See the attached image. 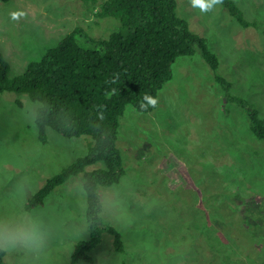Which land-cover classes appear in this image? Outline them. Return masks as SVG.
I'll list each match as a JSON object with an SVG mask.
<instances>
[{"label":"rangeland","instance_id":"374dc122","mask_svg":"<svg viewBox=\"0 0 264 264\" xmlns=\"http://www.w3.org/2000/svg\"><path fill=\"white\" fill-rule=\"evenodd\" d=\"M176 1L178 15L220 58L219 72L232 92L264 119V0H234L248 21L257 22L251 27L222 4L203 13L191 0ZM98 10L81 0H0V50L9 76L23 74L76 28L108 38L120 22L98 18ZM37 108L25 93L0 92L1 264H73L75 244L89 238L81 176L26 210L47 180L86 155L92 141L48 128L42 143ZM118 146L126 173L119 184L99 187V194L103 219L122 233L126 252H116L103 231L94 261L78 264H264V142L250 130L246 113L227 101L201 52L178 58L154 112L127 108ZM32 229L40 237L34 244L3 239Z\"/></svg>","mask_w":264,"mask_h":264},{"label":"trees","instance_id":"16d2710c","mask_svg":"<svg viewBox=\"0 0 264 264\" xmlns=\"http://www.w3.org/2000/svg\"><path fill=\"white\" fill-rule=\"evenodd\" d=\"M81 1L91 11L99 7L98 18H116L120 28L106 39L91 38L76 28L14 78L9 76L10 64L0 50V92L25 93L38 104L35 124L42 143L48 141V128L67 139H92L86 155L49 178L26 204L30 212L44 205L57 187L72 177H82L89 238L75 244L73 264L94 261L91 252L103 231L113 237L116 252H126L122 233L103 219L99 187L119 184L126 173L118 140L127 108L154 112L159 107V91L172 80L179 57L201 52L227 101L246 113L250 130L264 142V119L252 103L232 92V82L219 72L220 58L178 15L176 0ZM222 5L241 25H257L245 18L234 0H223ZM5 256L6 250L0 247V264Z\"/></svg>","mask_w":264,"mask_h":264},{"label":"clouds","instance_id":"9594fccd","mask_svg":"<svg viewBox=\"0 0 264 264\" xmlns=\"http://www.w3.org/2000/svg\"><path fill=\"white\" fill-rule=\"evenodd\" d=\"M223 0H191L193 7L199 8L201 12L207 13L215 6L221 5ZM19 14L14 13L13 18L16 19ZM155 104V101L152 102ZM39 233L37 230H18L16 232L7 233L3 239L6 244L15 245L16 243H36L39 240Z\"/></svg>","mask_w":264,"mask_h":264}]
</instances>
